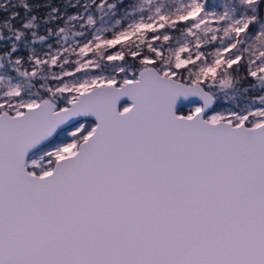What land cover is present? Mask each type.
Wrapping results in <instances>:
<instances>
[{
    "label": "snow or ice",
    "instance_id": "6c2138e0",
    "mask_svg": "<svg viewBox=\"0 0 264 264\" xmlns=\"http://www.w3.org/2000/svg\"><path fill=\"white\" fill-rule=\"evenodd\" d=\"M0 11V264H264V0Z\"/></svg>",
    "mask_w": 264,
    "mask_h": 264
},
{
    "label": "trees",
    "instance_id": "16d2710c",
    "mask_svg": "<svg viewBox=\"0 0 264 264\" xmlns=\"http://www.w3.org/2000/svg\"><path fill=\"white\" fill-rule=\"evenodd\" d=\"M30 2H31L33 5H43V4H45V3L59 4V3H56V0H30ZM20 11L22 12L23 10L20 9ZM45 11H46V9L43 8V7L38 8V9H35L36 14L41 15V16L44 15Z\"/></svg>",
    "mask_w": 264,
    "mask_h": 264
},
{
    "label": "rangeland",
    "instance_id": "374dc122",
    "mask_svg": "<svg viewBox=\"0 0 264 264\" xmlns=\"http://www.w3.org/2000/svg\"><path fill=\"white\" fill-rule=\"evenodd\" d=\"M13 3H18L19 0H12ZM219 3H224L226 0H217ZM56 3H61V0H56ZM6 14L2 11H0V19H2ZM185 108V111H187L189 108L192 107V105L183 106Z\"/></svg>",
    "mask_w": 264,
    "mask_h": 264
},
{
    "label": "water",
    "instance_id": "95a60500",
    "mask_svg": "<svg viewBox=\"0 0 264 264\" xmlns=\"http://www.w3.org/2000/svg\"><path fill=\"white\" fill-rule=\"evenodd\" d=\"M186 105H190V104H188L187 102H185L182 106H186Z\"/></svg>",
    "mask_w": 264,
    "mask_h": 264
},
{
    "label": "flooded vegetation",
    "instance_id": "af4514ba",
    "mask_svg": "<svg viewBox=\"0 0 264 264\" xmlns=\"http://www.w3.org/2000/svg\"><path fill=\"white\" fill-rule=\"evenodd\" d=\"M187 106V105H186Z\"/></svg>",
    "mask_w": 264,
    "mask_h": 264
}]
</instances>
